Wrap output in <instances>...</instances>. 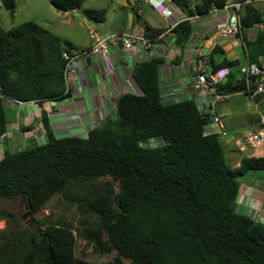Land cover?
Returning <instances> with one entry per match:
<instances>
[{"label": "trees", "instance_id": "obj_1", "mask_svg": "<svg viewBox=\"0 0 264 264\" xmlns=\"http://www.w3.org/2000/svg\"><path fill=\"white\" fill-rule=\"evenodd\" d=\"M87 0H50L61 12L82 10L88 21L104 23L105 9H83ZM187 15L222 9L228 0H172ZM14 12L16 0H1ZM263 13L247 6L243 29L263 21ZM188 22L174 32L181 44L191 35ZM246 31V30H245ZM250 63L264 59V32L244 39ZM63 41L42 26L25 22L8 31L0 28V135L7 132V102L42 105L69 95ZM162 59L137 64L133 77L141 94L127 93L115 112L87 137L57 138L45 111L44 145L5 151L0 160V192L21 198L31 216L46 209L71 185L94 189L111 179L121 184L115 196L89 202L100 229L81 231L97 254H114L106 264H264V223L237 211L243 178L264 171V157H245L231 168L221 136L205 134L210 115L193 100L165 104L161 99ZM225 61L215 67L233 68ZM254 79V78H253ZM254 82V81H253ZM229 72L216 86L217 95L256 92V84ZM254 100L259 103L261 96ZM154 141V142H152ZM0 212V221L12 219ZM35 229L8 235L0 232V264H99L74 254L76 234L62 220H36Z\"/></svg>", "mask_w": 264, "mask_h": 264}, {"label": "crops", "instance_id": "obj_2", "mask_svg": "<svg viewBox=\"0 0 264 264\" xmlns=\"http://www.w3.org/2000/svg\"><path fill=\"white\" fill-rule=\"evenodd\" d=\"M102 2L104 5L84 8V4L82 8L105 9L107 14L102 25L109 33H131L147 39L149 44H137L131 49L125 48L122 43L113 45L111 52L115 59V70L112 74L104 70L98 57L74 61L67 79L69 95L63 100L42 105L8 101L7 109H14L17 115L15 119L9 120L7 132L0 135V160L6 150L14 153L47 142L42 124L43 111L46 112L57 138L87 137L92 129L114 115L117 99L121 95L141 94V89L134 80L133 70L137 64L157 58L163 60L159 67V82L161 99L165 104L193 100L202 114H209L211 117L212 112H215L222 122L224 120L222 131L226 135L222 137V142L225 153L232 152V168L239 167L244 157H264V143L252 144V135H241L243 127L239 118L244 116L245 111L231 105L234 100L239 104L250 101L256 107L259 117L260 102L257 103L243 92L217 95L216 91L209 88L202 91L194 88L199 73L215 72V67L225 61L238 62L233 68H223H227L235 77L232 69H236L240 78L244 75L243 68L250 63L246 59L245 45L242 42L235 37L224 38L216 31V25L225 21L229 12L214 11L212 7L206 13H197L194 9L200 0H189L190 8L194 11L192 16L187 15L173 1L168 6L170 16L158 12L147 0H101V4ZM254 7L264 17V4ZM53 9L62 25L74 27L78 21L87 29L89 36V29L93 24L83 17L82 10L61 12L54 7ZM183 22H188L192 31L186 41L178 44L174 30ZM258 24L264 25V18ZM254 28L259 30L255 33L248 31ZM245 30L243 29V36L247 41L254 40L260 32H264L257 24ZM51 32L61 39L59 33ZM91 45L89 37L83 43H75V51L71 55L78 54ZM262 61L264 59H260ZM225 81L227 77L223 80ZM251 126L256 127L254 121ZM207 130L216 131L217 126L210 122ZM237 211L264 223V190L252 185H241Z\"/></svg>", "mask_w": 264, "mask_h": 264}, {"label": "rangeland", "instance_id": "obj_3", "mask_svg": "<svg viewBox=\"0 0 264 264\" xmlns=\"http://www.w3.org/2000/svg\"><path fill=\"white\" fill-rule=\"evenodd\" d=\"M101 4V0H89L86 1L84 8H92ZM56 11H54L50 0H16V8L14 12L8 11L3 7H0V28L3 30H10L25 22L36 23L43 28L57 32L62 37L65 47L73 53L75 43H83L88 40V32L78 21L74 27L62 25L58 19ZM259 30L254 28L248 30L255 33ZM71 55V54H69ZM237 79L240 76L236 69H232ZM232 107L240 108L245 111L243 117H240V123H242L244 137L253 135L261 130L260 120L256 107L250 101L243 104L237 103L235 100L231 103ZM239 109V110H240ZM17 113L14 109H7V117L9 120L15 119ZM232 116H235L233 111ZM238 120V118H235ZM256 124V127L251 126V122ZM224 122V120H223ZM154 142V141H152ZM227 147V143L225 144ZM228 165L232 168L231 164L232 152L225 153ZM245 158V157H244ZM241 185H252L256 189L264 190V171L251 172L247 176L240 178ZM121 190V184L112 181L111 179H104L96 183L94 189L84 188L79 185H71L66 195L55 196L47 205L46 209L40 210L34 216H31L27 210L26 203L21 199H7L0 192V212L11 213L14 218L0 221L1 235H8L14 228H17L21 232H27L28 230L35 229L36 220H42L50 218L52 220H62L69 224L76 234V245L74 254L78 257L86 258L87 260L97 262L99 264H106L111 261L114 254H97L93 251V243L86 240L81 234L84 229H91L96 231L100 229V219L97 215L93 214L89 209V202L97 200L98 197L115 196Z\"/></svg>", "mask_w": 264, "mask_h": 264}, {"label": "built area", "instance_id": "obj_4", "mask_svg": "<svg viewBox=\"0 0 264 264\" xmlns=\"http://www.w3.org/2000/svg\"><path fill=\"white\" fill-rule=\"evenodd\" d=\"M158 12L163 15L170 16L171 11L168 6L171 5L172 0H147ZM264 4V0H229L222 9L213 8L214 11L223 10L229 12L230 15L225 21L219 22L216 25L217 33L224 37H235L244 45L243 36V17L245 14V9L247 6H257V4ZM0 7H2V2L0 0ZM258 27L264 29L263 24H257ZM89 38L92 41V45L83 50L82 52L69 55L68 53H63V58L67 60L68 65L65 71L66 80L69 78V69L71 64L83 58H89L91 56L98 57L100 63L104 70L112 74L115 70V59L111 52V47L115 44L122 43V45L131 49L137 44L148 45L149 41L143 37L133 35L131 33H108L106 35L100 36L96 31L95 27L89 29ZM247 84L253 82L256 84V92L251 97L254 99L256 96H261L259 105V120L261 124V130L258 134L252 135L250 142L252 144L264 143V61L260 63H248L242 70ZM229 75V70L227 68L219 69L212 73H199L197 75V81L194 84V88L197 91H202L205 88L216 91V86H218L223 80ZM254 78V79H253ZM210 122L217 126L216 131L206 130L205 134L216 133L219 136L225 137V131H222L223 122L221 118L212 112L210 117Z\"/></svg>", "mask_w": 264, "mask_h": 264}, {"label": "water", "instance_id": "obj_5", "mask_svg": "<svg viewBox=\"0 0 264 264\" xmlns=\"http://www.w3.org/2000/svg\"><path fill=\"white\" fill-rule=\"evenodd\" d=\"M91 23L93 24V26L95 27L96 31L98 32V34H99L100 36H102V35H106V34H108V33L110 32L107 28H105V27H104L101 23H99V22L92 21Z\"/></svg>", "mask_w": 264, "mask_h": 264}]
</instances>
